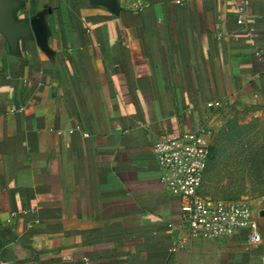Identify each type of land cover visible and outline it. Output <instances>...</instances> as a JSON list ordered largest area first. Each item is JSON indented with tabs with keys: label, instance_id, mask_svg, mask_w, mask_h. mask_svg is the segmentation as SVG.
Instances as JSON below:
<instances>
[{
	"label": "crops",
	"instance_id": "1",
	"mask_svg": "<svg viewBox=\"0 0 264 264\" xmlns=\"http://www.w3.org/2000/svg\"><path fill=\"white\" fill-rule=\"evenodd\" d=\"M11 1L31 36L0 32V260L264 264V195L261 242L191 238L153 152L264 105V0Z\"/></svg>",
	"mask_w": 264,
	"mask_h": 264
},
{
	"label": "built area",
	"instance_id": "2",
	"mask_svg": "<svg viewBox=\"0 0 264 264\" xmlns=\"http://www.w3.org/2000/svg\"><path fill=\"white\" fill-rule=\"evenodd\" d=\"M247 5L244 2L239 6L237 22L246 27L251 44L256 46V29L247 23ZM257 56H261L258 48ZM212 134L211 128L204 127L159 138L154 143L153 152L161 170L160 182L180 200L182 224L187 225L191 238H229L241 230H248L251 242L257 244L262 237L250 205L213 201L201 193L212 158L208 140ZM180 246L179 241H174L171 251ZM0 264L9 263L0 260ZM83 264H90V260L83 258Z\"/></svg>",
	"mask_w": 264,
	"mask_h": 264
},
{
	"label": "rangeland",
	"instance_id": "3",
	"mask_svg": "<svg viewBox=\"0 0 264 264\" xmlns=\"http://www.w3.org/2000/svg\"><path fill=\"white\" fill-rule=\"evenodd\" d=\"M213 153L202 194L252 206L264 195V105L236 104L215 118Z\"/></svg>",
	"mask_w": 264,
	"mask_h": 264
},
{
	"label": "water",
	"instance_id": "4",
	"mask_svg": "<svg viewBox=\"0 0 264 264\" xmlns=\"http://www.w3.org/2000/svg\"><path fill=\"white\" fill-rule=\"evenodd\" d=\"M15 3L11 0H0V32L14 44L20 36H31L30 23L27 21L16 22L13 18ZM33 28L35 24H32ZM38 31V30H37Z\"/></svg>",
	"mask_w": 264,
	"mask_h": 264
}]
</instances>
